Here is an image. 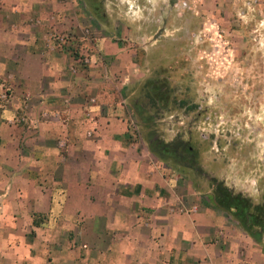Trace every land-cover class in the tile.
Returning <instances> with one entry per match:
<instances>
[{"label":"crops","instance_id":"0c3cea01","mask_svg":"<svg viewBox=\"0 0 264 264\" xmlns=\"http://www.w3.org/2000/svg\"><path fill=\"white\" fill-rule=\"evenodd\" d=\"M206 1L0 0V264H264V241L209 198L182 208L149 148L124 141L127 84L145 73L120 40L156 32L118 27L111 8ZM88 26V65L50 39Z\"/></svg>","mask_w":264,"mask_h":264},{"label":"rangeland","instance_id":"374dc122","mask_svg":"<svg viewBox=\"0 0 264 264\" xmlns=\"http://www.w3.org/2000/svg\"><path fill=\"white\" fill-rule=\"evenodd\" d=\"M223 1L218 7L216 1H206L207 8L198 6L183 16H177L172 4L121 6L118 14L111 8V19L119 20L118 27L124 23L140 32H156L152 38L120 40L145 73L141 80L127 84L129 133L124 141L148 147L147 129L134 110L135 103L146 105V113L154 115L152 129L158 139L191 141L195 162H163L151 151L145 158L153 163L155 173L159 169L174 180L182 208L196 202L203 207L213 194V180L264 205V0ZM215 10L218 16L214 17ZM155 13L160 14V22ZM88 28L80 32L81 38L53 35L50 39L57 47L73 41L80 63L88 65L97 39ZM156 80L168 83L173 95L189 101L188 107L169 112L151 109L152 99L144 94L156 95ZM192 194L197 197L194 201ZM230 221L237 223L232 217Z\"/></svg>","mask_w":264,"mask_h":264},{"label":"trees","instance_id":"16d2710c","mask_svg":"<svg viewBox=\"0 0 264 264\" xmlns=\"http://www.w3.org/2000/svg\"><path fill=\"white\" fill-rule=\"evenodd\" d=\"M156 90L153 91L155 96L146 92L144 98L150 97L152 99L151 109L156 110L162 108L168 111H174L188 107L190 104L184 98H179L173 95V89L169 84H161V81L154 82ZM154 87V86H153ZM146 105L141 103L134 104V110L142 123L146 126L145 140L149 150L152 154L158 157L163 162H176L181 160H190L195 162V153L191 141H172L165 143L157 138L156 132L152 129L155 122V117L145 111ZM195 106L190 110H195ZM190 167L189 169H192ZM182 175L186 172L178 170ZM213 194L210 197L212 206L221 209L227 215L232 217L240 226V228L252 237L258 244L264 241V205L254 203L249 197L241 192H235L233 189L227 187L223 182L212 183Z\"/></svg>","mask_w":264,"mask_h":264}]
</instances>
